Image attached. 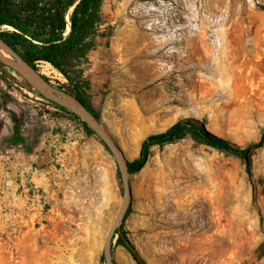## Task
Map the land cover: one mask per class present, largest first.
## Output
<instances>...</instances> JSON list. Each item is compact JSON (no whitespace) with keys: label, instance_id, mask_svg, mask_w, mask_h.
I'll return each instance as SVG.
<instances>
[{"label":"rangeland","instance_id":"1","mask_svg":"<svg viewBox=\"0 0 264 264\" xmlns=\"http://www.w3.org/2000/svg\"><path fill=\"white\" fill-rule=\"evenodd\" d=\"M261 4L102 1L101 34L81 67L93 106L129 160L149 134L184 117L241 147L260 140ZM54 73L46 76L55 86L67 82ZM26 88L0 67V264H106L105 237L123 197L116 159ZM17 131L21 144L11 140ZM249 157L191 136L152 147L130 175L123 223L148 264H264V145ZM112 254L114 264H138L116 240Z\"/></svg>","mask_w":264,"mask_h":264},{"label":"trees","instance_id":"2","mask_svg":"<svg viewBox=\"0 0 264 264\" xmlns=\"http://www.w3.org/2000/svg\"><path fill=\"white\" fill-rule=\"evenodd\" d=\"M102 1L0 0V36L37 70H39V63H50L67 80L60 88L79 99L99 119H101L100 114L93 106L88 94L90 82L85 77L81 65L95 47L96 37L101 34ZM259 7L264 10V5L261 4ZM69 25L70 29H68ZM0 67L11 69L1 61ZM44 77L50 81L48 76ZM21 79L26 87L44 98L22 77ZM50 102L78 120L88 134L96 135L76 114ZM206 126L207 123L203 120L184 117L164 131L149 134L142 142L139 155L129 162L130 174L140 171L146 165L153 146L171 143L186 136L239 155L248 163L251 149L264 145V134L258 142L241 147L217 136ZM11 140L15 144L24 142L23 136L18 131ZM118 174L120 175L119 171ZM116 243L127 248L138 264H148L142 256H137L132 251L135 245L129 238L124 225H122V232L118 233Z\"/></svg>","mask_w":264,"mask_h":264},{"label":"water","instance_id":"3","mask_svg":"<svg viewBox=\"0 0 264 264\" xmlns=\"http://www.w3.org/2000/svg\"><path fill=\"white\" fill-rule=\"evenodd\" d=\"M69 17V16H68ZM69 19V18H68ZM70 29V25L68 26ZM3 51L5 54L1 53ZM0 61L6 64L19 74L33 89L41 94L45 99L52 101L63 108L76 114L83 122H85L93 132L102 140L107 149L113 154L116 159L118 171L120 172L121 181L123 184V197L120 208L111 224L104 241L103 257L106 264H114L112 248L113 243L118 237V233L122 232V225L128 210L130 209L133 194L129 172V160L124 150L115 140L113 135L104 126L101 119L97 118L86 105H84L75 96L68 93L65 89L55 86L51 81H48L41 72L33 67L25 60L19 52L9 45L0 36ZM132 251L141 256L136 248Z\"/></svg>","mask_w":264,"mask_h":264},{"label":"bare ground","instance_id":"4","mask_svg":"<svg viewBox=\"0 0 264 264\" xmlns=\"http://www.w3.org/2000/svg\"><path fill=\"white\" fill-rule=\"evenodd\" d=\"M127 40H128V38H127ZM127 40H125V42L127 41ZM126 43H128V42H126ZM125 43V44H126ZM1 53H3V54H5L3 51H1ZM6 55V54H5ZM51 68H53V66L50 64V63H46L45 65L43 64V66L41 67V72L43 73V74H45V75H49L50 73H54V70L55 69H51ZM56 73V72H55ZM54 73V74H55ZM215 133V132H214ZM221 211V210H220ZM220 213V212H219ZM215 216V215H214ZM224 216V215H223ZM223 216H219V218H217L216 219V221H217V224H218V227H219V237L220 238H224L223 237V233H224V231H225V224H224V219H223ZM211 218H213V217H211ZM226 232V231H225Z\"/></svg>","mask_w":264,"mask_h":264},{"label":"built area","instance_id":"5","mask_svg":"<svg viewBox=\"0 0 264 264\" xmlns=\"http://www.w3.org/2000/svg\"><path fill=\"white\" fill-rule=\"evenodd\" d=\"M28 89V88H26ZM26 92L29 94V95H33V90L29 89V90H26ZM35 98L37 99H41L42 101H44L45 103H47V106L50 107V108H57L54 104H52L49 100L45 99V98H42L40 97L39 95L36 94ZM58 109V108H57Z\"/></svg>","mask_w":264,"mask_h":264}]
</instances>
